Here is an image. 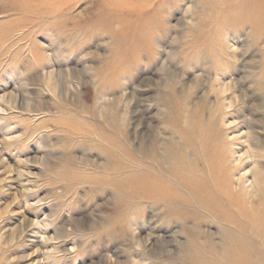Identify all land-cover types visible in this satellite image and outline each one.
Instances as JSON below:
<instances>
[{
	"label": "rangeland",
	"instance_id": "obj_1",
	"mask_svg": "<svg viewBox=\"0 0 264 264\" xmlns=\"http://www.w3.org/2000/svg\"><path fill=\"white\" fill-rule=\"evenodd\" d=\"M103 1L0 0V264H264V0Z\"/></svg>",
	"mask_w": 264,
	"mask_h": 264
},
{
	"label": "bare ground",
	"instance_id": "obj_2",
	"mask_svg": "<svg viewBox=\"0 0 264 264\" xmlns=\"http://www.w3.org/2000/svg\"><path fill=\"white\" fill-rule=\"evenodd\" d=\"M132 2H130L129 4H125V5H127L128 7H132V9L135 7V6H137V7H142L141 9L142 10H144V8H147L148 7V5L150 4V2H152L153 0H131ZM141 2V3H137V2ZM249 1V0H248ZM262 1V0H261ZM260 1V2H261ZM260 2H258V3H260ZM190 3V2H189ZM191 4V3H190ZM102 5L103 6H108L109 4H108V1L107 0H104L103 1V3H102ZM259 5V4H258ZM118 6V5H117ZM260 6V5H259ZM262 6H264V5H262ZM261 7V6H260ZM185 8V7H184ZM187 9H189V7H187ZM254 9V8H253ZM263 9H264V7H263ZM262 11V10H261ZM252 15H254V14H252ZM256 17V16H255ZM239 19V18H238ZM232 22V21H231ZM254 27V26H253ZM238 28V27H237ZM195 29V28H194ZM242 29V28H241ZM246 29V28H245ZM236 30V29H235ZM249 32V31H248ZM253 32V31H252ZM250 34V33H249ZM226 37V36H225ZM228 38V37H227ZM136 43V42H135ZM225 43V42H224ZM231 47H232V45H230ZM215 47V46H214ZM230 48V47H229ZM233 48V47H232ZM227 49H228V47H227ZM131 53V52H130ZM226 54H228V53H226ZM225 54V55H226ZM228 56V55H227ZM223 57V56H222ZM226 57V56H225ZM227 59V58H226ZM214 62V61H213ZM200 64V63H199ZM222 65V64H221ZM227 65V64H226ZM220 66V65H219ZM226 67V66H225ZM217 73V72H216ZM218 74H220V73H218ZM216 75L215 77H217V84L219 85V88L222 90V92H226L227 93V91H228V89H227V87L229 86V81L231 80H227V79H225L224 78V76L226 75V74H224L223 72L220 74V75ZM198 76V75H197ZM199 77V76H198ZM47 78V77H46ZM56 81V80H55ZM227 81H228V83H227ZM164 82V81H163ZM215 82V81H214ZM254 82V81H253ZM192 87V86H191ZM232 88H233V86H231ZM236 90V89H235ZM224 94V93H223ZM230 98V97H229ZM7 99V98H6ZM233 99V98H232ZM221 101V100H220ZM225 101H226V103H227V100L225 99ZM224 101V102H225ZM103 102V101H102ZM29 103V102H28ZM228 103H230L229 101H228ZM232 103V102H231ZM230 103V104H231ZM9 104V103H8ZM98 104V103H97ZM100 104H101V102H100ZM104 104V103H103ZM221 104H223V106H224V104L225 103H223V101H222V103ZM4 105V104H3ZM103 106V105H102ZM231 106H232V104H231ZM26 108V107H25ZM222 108H224V107H222ZM224 109H226V108H224ZM2 112V111H1ZM193 112V111H192ZM212 113V112H211ZM210 113V114H211ZM220 113V112H219ZM212 115V114H211ZM196 116V115H195ZM201 116V115H200ZM215 116V115H214ZM197 117V116H196ZM213 117V116H212ZM211 117V118H212ZM216 117V116H215ZM222 117V116H221ZM185 118H187V117H185ZM199 119V118H198ZM202 119V118H201ZM208 119V118H207ZM212 119H214V118H212ZM187 120V119H186ZM209 121H211L210 120V118H209ZM208 121V122H209ZM229 121V120H228ZM207 122V123H208ZM183 123V122H182ZM191 123H192V121H191ZM206 123V124H207ZM226 123V122H225ZM213 125V124H212ZM225 125V124H224ZM193 126V125H192ZM209 126H211V124H209ZM197 127V126H196ZM206 127V126H205ZM189 128H191V127H189ZM208 128V127H207ZM210 129V128H209ZM213 130V129H212ZM218 130V129H217ZM226 130V129H225ZM215 130H213V132H214ZM219 131V130H218ZM211 132V131H210ZM213 132H212V134H213ZM200 133V132H199ZM233 133V132H232ZM222 134V133H221ZM239 135V134H238ZM181 136V135H180ZM200 136V135H199ZM208 136V135H207ZM228 136V135H227ZM202 137V136H201ZM218 137V136H217ZM216 137V138H217ZM182 138V137H181ZM200 138V137H199ZM235 138V137H234ZM227 139H229V137L228 138H226V140ZM202 140V139H201ZM208 140V139H207ZM232 140V139H231ZM234 140H236V138L234 139ZM234 140H232V141H234ZM240 141V145H242L241 147H240V149L242 150L243 148H246L247 150H248V148H250V136H249V133L248 132H244V133H241V135L240 136H238L237 137V140L236 141ZM174 141V140H173ZM205 141V140H204ZM227 141H230V139L229 140H227ZM216 142V141H215ZM214 142V143H215ZM220 142V141H219ZM222 143V142H221ZM233 143H235V141L234 142H232L231 143V141H230V145L231 144H233ZM159 144H161V143H159ZM229 144V143H228ZM238 144V143H237ZM260 144V143H259ZM162 145V144H161ZM175 146H177L176 144H174ZM203 145V144H202ZM234 145V144H233ZM236 145V144H235ZM221 146V145H220ZM238 146V145H237ZM163 147V146H162ZM203 147V146H202ZM222 147H224L223 145H222ZM233 147V146H232ZM180 148H182V147H180ZM184 148V147H183ZM199 148V147H198ZM222 149V148H221ZM227 149V148H226ZM240 149L238 150V148H237V150H234V149H231L230 150V156H229V159H228V163L230 162L229 160L231 159V161L233 162V161H235L236 162V164H235V166L236 167H239L240 168V170H238V172L240 173V172H242L240 175H238V177H237V184H238V186H239V184L243 187V189L242 190H246V192H247V195H249L250 197H252L255 193H256V190H257V186H256V184H257V167H258V164H257V162L256 161H248L249 159L247 158L248 156V153H245V158H244V153H241L240 154ZM251 149V148H250ZM249 149V150H250ZM203 150H205V149H203ZM207 150H208V148H207ZM206 150V151H207ZM181 151V150H180ZM244 151V150H243ZM182 152V151H181ZM208 152V151H207ZM214 152H215V150H214ZM245 152V151H244ZM203 153V152H202ZM153 154V153H152ZM220 154H222V150H220ZM225 154H226V152H225ZM237 154V156L236 157H234L235 155ZM253 154V153H252ZM251 154V155H252ZM182 155V154H181ZM249 155H250V153H249ZM188 156V155H187ZM226 156V155H225ZM247 156V157H246ZM195 157V156H194ZM184 158V157H183ZM188 158V157H187ZM189 159V158H188ZM199 159V158H198ZM245 160H247L248 162H246ZM162 161V160H161ZM219 161V160H218ZM224 161V160H223ZM188 162H190L191 163V161H189L188 160ZM164 164H165V162H164ZM166 165V164H165ZM192 165H193V163H192ZM238 165V166H237ZM232 166H234V165H232ZM96 167V166H95ZM192 168H193V166H192ZM260 169V168H259ZM180 172V171H179ZM182 172V171H181ZM232 172V171H231ZM230 174V173H229ZM226 176H224V175H222V177H221V181H223L222 183H226ZM229 180H230V177H228L227 176V183H229ZM226 185V184H225ZM199 189V188H198ZM218 190H219V193H223V194H220V196H226V197H224V198H226L225 199V202H227V198H228V196L227 195H229V189L228 188H226V189H224V188H217ZM149 193H151V192H149ZM211 196V195H210ZM211 198V197H210ZM221 202V201H220ZM262 203V202H261ZM197 204V203H196ZM230 204V203H229ZM221 209V208H220ZM226 211V210H225ZM240 214V213H239ZM256 220V219H255ZM37 222V221H36ZM37 223H39V222H37ZM34 224V223H33ZM35 226V225H34ZM36 227V226H35ZM256 230V229H255ZM33 231V230H32ZM36 232V231H35ZM46 238V237H45ZM47 239V238H46ZM226 239V238H225ZM223 240H224V238H223ZM231 240V239H230ZM230 240H229V242H230ZM202 241V240H201ZM249 241V240H248ZM226 242V241H225ZM244 242V241H243ZM217 244V243H216ZM207 245V244H206ZM215 245V244H214ZM217 245H219V244H217ZM240 248V247H239ZM250 248V247H249ZM244 249H245V247H244ZM215 250V249H214ZM238 252V251H237ZM248 253V252H247ZM221 254H223V253H221ZM235 254V253H234ZM197 255V254H196ZM248 255V254H247ZM217 257V256H216ZM236 258V257H235ZM234 259V258H233ZM240 262V261H239ZM233 263V262H232ZM224 264H227V261H225L224 262Z\"/></svg>",
	"mask_w": 264,
	"mask_h": 264
}]
</instances>
